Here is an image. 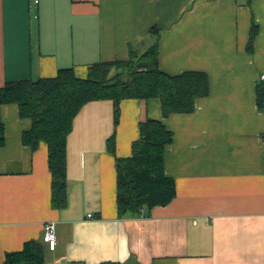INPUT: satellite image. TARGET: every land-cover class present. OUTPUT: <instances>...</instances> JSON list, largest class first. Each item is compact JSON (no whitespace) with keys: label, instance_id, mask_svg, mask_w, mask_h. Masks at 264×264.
Segmentation results:
<instances>
[{"label":"crops","instance_id":"crops-1","mask_svg":"<svg viewBox=\"0 0 264 264\" xmlns=\"http://www.w3.org/2000/svg\"><path fill=\"white\" fill-rule=\"evenodd\" d=\"M0 0V89L6 83L56 77L81 79L96 63L127 61L159 32V65L170 76L204 72L209 94L195 111L164 117L161 101L147 113L174 139L166 173L177 194L149 215L120 218L119 158L132 155L144 103L85 105L67 144V204L52 206L48 146H25L30 119L16 104L1 107L0 264L36 240L44 264H264V0ZM253 31L255 37L250 44ZM93 217L89 218L88 215ZM56 223L57 248L43 244Z\"/></svg>","mask_w":264,"mask_h":264},{"label":"trees","instance_id":"trees-1","mask_svg":"<svg viewBox=\"0 0 264 264\" xmlns=\"http://www.w3.org/2000/svg\"><path fill=\"white\" fill-rule=\"evenodd\" d=\"M152 32L154 42L143 52L130 49L127 61L96 63L85 79L78 78L72 69H62L53 78L9 82L0 89V147L6 140L1 107L16 104L20 117L32 122L22 135L23 144L33 150L42 142L48 146L54 208L67 204V144L74 120L88 103L105 100L113 102L115 126L120 121L123 100L144 103L132 155L117 157L115 135L108 140V151L116 158L118 216H147L154 207L167 206L175 198L176 182L167 175L165 166V153L174 136L162 120L148 115L147 104L159 99L164 117L193 113L196 100L209 94L210 83L204 72L174 77L164 73L159 65V32ZM255 34L253 31L250 44ZM258 106L264 110V81L258 85ZM44 263L43 245L32 240L22 251L7 253L3 264Z\"/></svg>","mask_w":264,"mask_h":264},{"label":"built area","instance_id":"built-area-1","mask_svg":"<svg viewBox=\"0 0 264 264\" xmlns=\"http://www.w3.org/2000/svg\"><path fill=\"white\" fill-rule=\"evenodd\" d=\"M36 3H38V0L36 1ZM260 81H264V74L261 75ZM88 217L92 218L93 215L89 214ZM42 242L52 251L57 248L58 236L56 230V223L50 222L45 225Z\"/></svg>","mask_w":264,"mask_h":264},{"label":"water","instance_id":"water-1","mask_svg":"<svg viewBox=\"0 0 264 264\" xmlns=\"http://www.w3.org/2000/svg\"><path fill=\"white\" fill-rule=\"evenodd\" d=\"M146 210H147V208H146Z\"/></svg>","mask_w":264,"mask_h":264}]
</instances>
